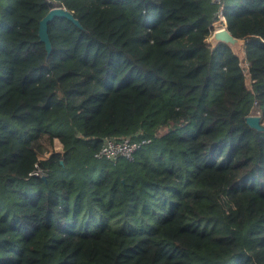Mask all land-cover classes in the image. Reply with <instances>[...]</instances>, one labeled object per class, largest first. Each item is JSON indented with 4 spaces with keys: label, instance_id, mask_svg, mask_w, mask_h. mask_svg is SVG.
<instances>
[{
    "label": "trees",
    "instance_id": "1",
    "mask_svg": "<svg viewBox=\"0 0 264 264\" xmlns=\"http://www.w3.org/2000/svg\"><path fill=\"white\" fill-rule=\"evenodd\" d=\"M56 5L81 26L52 18L47 52L38 23ZM218 11L0 0V264H264V0ZM224 22L253 93L205 41ZM105 137L150 142L107 159Z\"/></svg>",
    "mask_w": 264,
    "mask_h": 264
},
{
    "label": "water",
    "instance_id": "2",
    "mask_svg": "<svg viewBox=\"0 0 264 264\" xmlns=\"http://www.w3.org/2000/svg\"><path fill=\"white\" fill-rule=\"evenodd\" d=\"M55 16H63L70 20H72L76 25L81 26L79 21L74 17L72 11L68 10L62 5H56L51 7L43 16L40 18L38 23V37L39 40L44 42L45 48L47 52L50 51L51 44L50 39L47 32V25L52 18ZM224 21V20H223ZM223 26H220L213 31L210 30L209 26V37L211 40V49L214 50L215 47L219 44H224L230 48L231 52L238 58L240 66L244 69L245 75L250 74V67L245 60L244 54V43L245 39L244 36L238 35L234 33L227 24L224 22ZM253 79L250 75L249 79V87L251 93H253ZM259 115L257 114H250L246 116V122L257 129H261V124L259 121Z\"/></svg>",
    "mask_w": 264,
    "mask_h": 264
},
{
    "label": "built area",
    "instance_id": "3",
    "mask_svg": "<svg viewBox=\"0 0 264 264\" xmlns=\"http://www.w3.org/2000/svg\"><path fill=\"white\" fill-rule=\"evenodd\" d=\"M212 1L219 5L218 17L224 20L222 15L224 0ZM248 78H250V74H248ZM148 142H150V138L145 137H140L137 139H131L130 137H122L120 139L113 137H105L103 138L101 146L99 147L95 155L97 157H105L107 159H115L119 156L131 158L133 153L137 149H139L143 144H146Z\"/></svg>",
    "mask_w": 264,
    "mask_h": 264
},
{
    "label": "rangeland",
    "instance_id": "4",
    "mask_svg": "<svg viewBox=\"0 0 264 264\" xmlns=\"http://www.w3.org/2000/svg\"><path fill=\"white\" fill-rule=\"evenodd\" d=\"M213 22H214V21H213ZM213 22H212V23H213ZM212 23H211V24H212ZM218 27H220V26H218ZM218 27H216V28H218ZM207 37H209V34H208ZM205 41H206L207 44H209V43L211 44V40H206V39H205ZM246 79H247V80H246V87H247V89L249 90V89H250V87H249V79H250V78H248V75H246ZM54 145H55V146H54ZM53 146L55 147V149H60V145H58L57 143L53 144ZM54 147H53V148H54ZM46 154H47V153H45L44 155H46Z\"/></svg>",
    "mask_w": 264,
    "mask_h": 264
},
{
    "label": "bare ground",
    "instance_id": "5",
    "mask_svg": "<svg viewBox=\"0 0 264 264\" xmlns=\"http://www.w3.org/2000/svg\"><path fill=\"white\" fill-rule=\"evenodd\" d=\"M216 29V28H215ZM209 40H210V37H209Z\"/></svg>",
    "mask_w": 264,
    "mask_h": 264
}]
</instances>
